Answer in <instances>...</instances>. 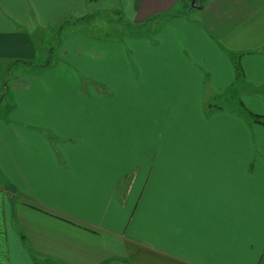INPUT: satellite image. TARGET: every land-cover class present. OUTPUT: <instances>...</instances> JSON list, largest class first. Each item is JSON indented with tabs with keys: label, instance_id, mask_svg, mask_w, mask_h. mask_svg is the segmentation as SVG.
Returning a JSON list of instances; mask_svg holds the SVG:
<instances>
[{
	"label": "crops",
	"instance_id": "1",
	"mask_svg": "<svg viewBox=\"0 0 264 264\" xmlns=\"http://www.w3.org/2000/svg\"><path fill=\"white\" fill-rule=\"evenodd\" d=\"M106 1L162 25L127 52L67 37L57 71L5 90L0 264H264V0ZM75 14L74 0H0V74ZM170 145L178 168L156 169Z\"/></svg>",
	"mask_w": 264,
	"mask_h": 264
},
{
	"label": "rangeland",
	"instance_id": "2",
	"mask_svg": "<svg viewBox=\"0 0 264 264\" xmlns=\"http://www.w3.org/2000/svg\"><path fill=\"white\" fill-rule=\"evenodd\" d=\"M83 3L86 7H88V11L83 10L82 16H78L77 12H81ZM109 6L110 3L106 0H74V13L76 14L72 16V18H68L65 20L63 19L56 26L52 25L51 28L46 31H39L35 33V53L34 57H32L33 59L26 57L23 59L20 58V60H14L19 62L13 65L11 64V67L6 65L5 67L8 68V70L6 71V69H4L3 73L0 74V115L7 116L8 114L5 106L9 102V98L8 91L5 90H9V87L14 84L16 78H19V75L21 76L23 73L28 74L35 71L39 72L42 70V67H46V65L48 64L50 70L57 71V67L59 66L58 55L61 49H58V46H62V44L65 43V39L67 37H80L82 41L90 43L91 46L106 42L107 45H113L114 43H116L115 41H120L123 43L125 47L124 49L127 52L129 50L128 47L130 40L155 38L160 29V26L162 25L160 24L159 28L155 29V23L151 21L150 23L135 27L124 21L121 15H119V12H111V10L106 9ZM71 27H73L74 29L72 34H70L69 32V30H71ZM143 42H145V40L141 41V43ZM47 62L49 63L45 64ZM94 65L96 68L97 64ZM73 70L76 71V69ZM229 93V96L226 97L228 101H224L223 104L227 107L237 108L236 101L239 100V98L237 97L238 95H234V91H230ZM125 102L122 100V107L128 112L127 107L132 108L133 104ZM212 107L213 108L211 109H216L215 106L212 105ZM206 113L208 115L211 114L210 110H207ZM141 140L143 142L145 141L144 138H142ZM173 146L175 147V149L177 148V145ZM138 147L140 149H144L145 143L139 144ZM155 148L158 150L162 149V147H160L159 145H155ZM170 148L171 145L165 148V152H159V154L155 155L156 158L153 161V166L156 169L161 168L162 165L166 166L169 169L178 168V155L176 153H173V151H170ZM138 155L139 157L141 156V154ZM135 164L143 167H151L152 162L149 160L146 161L144 159H138L137 161H135ZM133 166L135 165L132 164L130 167L133 168ZM124 169L128 170L129 166ZM133 171L143 170L135 169Z\"/></svg>",
	"mask_w": 264,
	"mask_h": 264
},
{
	"label": "trees",
	"instance_id": "3",
	"mask_svg": "<svg viewBox=\"0 0 264 264\" xmlns=\"http://www.w3.org/2000/svg\"><path fill=\"white\" fill-rule=\"evenodd\" d=\"M87 1H97V0H87ZM203 2H205L204 0H203ZM195 7H193L192 5H191V1L190 0H182V3H181V8H180V10H184V9H186V10H191V9H194ZM179 10V9H178ZM178 10L175 8L174 10H173V12H172V14H177L178 13ZM171 14V15H172ZM16 62H19V61H16ZM13 64H15V63H13ZM240 69H239V67L238 66H236V77H237V80L238 79H240ZM211 108H213V107H211ZM213 110V109H212ZM246 116H247V118H249V119H252L253 121H258V122H262V117L261 116H259V115H257V114H254V113H252V112H250V111H248L247 112V114H246Z\"/></svg>",
	"mask_w": 264,
	"mask_h": 264
},
{
	"label": "water",
	"instance_id": "4",
	"mask_svg": "<svg viewBox=\"0 0 264 264\" xmlns=\"http://www.w3.org/2000/svg\"><path fill=\"white\" fill-rule=\"evenodd\" d=\"M191 5L196 9H200L204 6L203 0H191Z\"/></svg>",
	"mask_w": 264,
	"mask_h": 264
}]
</instances>
